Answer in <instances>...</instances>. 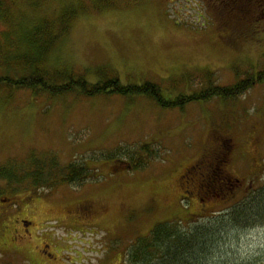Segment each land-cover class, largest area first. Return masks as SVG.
<instances>
[{"label":"rangeland","instance_id":"1","mask_svg":"<svg viewBox=\"0 0 264 264\" xmlns=\"http://www.w3.org/2000/svg\"><path fill=\"white\" fill-rule=\"evenodd\" d=\"M202 6L198 0H0V77L29 74L22 56L43 55L35 30L49 22L56 40L37 65L50 73L71 72L92 84L150 83L166 99L199 93L208 80L218 87L256 82L233 99L173 109L146 95L48 98L0 87V166L50 153L65 165L98 168L97 181L82 187L0 194V264H117L156 225L187 230L188 221L202 218L190 228L221 225L204 254L189 263L264 264V195L249 218L234 223L227 217L264 189V80L257 79L264 71V16L236 27L229 7ZM232 145L231 184H247L259 172L254 188L224 205L216 196L205 209L190 203L179 183L199 180L219 147ZM116 150L122 157L146 152L144 169L100 158ZM194 167L197 172L180 179ZM213 213L219 214L206 219Z\"/></svg>","mask_w":264,"mask_h":264},{"label":"trees","instance_id":"2","mask_svg":"<svg viewBox=\"0 0 264 264\" xmlns=\"http://www.w3.org/2000/svg\"><path fill=\"white\" fill-rule=\"evenodd\" d=\"M70 14V18H71ZM65 18L63 25L66 28L69 26L72 18ZM39 28L35 30L36 34H40L38 44L43 46V55L31 59L22 56L28 68L31 69L28 75H17L11 77L5 75L0 77V87L9 86L15 91H34L35 94L45 95L48 98L63 96L65 94L75 93L83 97H94L98 95H146L154 100L162 108L173 109L183 107L193 101H209L212 98L233 99L243 94L256 82L253 79L241 80L236 84L228 87L215 86L210 80L206 82V88L201 92H192L186 95L184 92H179L174 98L166 99L160 86L145 83L141 86L122 85L118 78H113L104 82L95 84L87 82L83 76H76L74 73L64 72L55 74L40 69L37 65L44 58L45 53L54 45L56 37H50L49 22H42ZM38 26V25H37ZM20 29H22L20 27ZM51 47V48H50ZM1 51V50H0ZM3 54V52H2ZM9 65V61L6 62ZM48 73L54 75L48 76ZM258 80H264V71L257 75ZM260 82V81H258ZM204 82H200L202 85ZM3 84V85H2ZM149 145V144H148ZM147 145V146H148ZM144 151H149L147 147H143ZM118 153V154H117ZM122 151L116 150L110 155L102 154L105 161L111 160L121 163L130 162L126 166V170L144 169L145 153L133 156L129 153L125 154L128 157H122ZM93 161L98 162L92 158ZM86 163H69L62 164L59 158L54 154L35 155L30 154L26 159L18 162L11 161L3 166H0V194L15 195L16 193L28 191L31 194L46 192L50 194L58 187L68 185L71 187H82L88 182H96L98 168L90 169ZM254 193V192H253ZM252 193V194H253ZM264 195L263 191L258 190L253 194V197L247 202L243 201L241 205L231 207V212L228 213L229 222H234L238 218H249L252 211L256 210V201H261ZM229 209V210H230ZM228 210V212H229ZM225 212V211H224ZM211 217L206 219L212 220L219 213H213ZM202 218L196 222H187L188 229H179L173 226V222L160 223L143 239L138 240L136 244L128 251L125 256L126 260H130L134 264H191L190 261H196L199 254H204V251L209 248L211 242L215 238L216 230L221 225L219 221L211 225L192 224L204 220ZM235 223V222H234ZM210 244V245H209ZM125 260V261H126ZM130 263V262H129Z\"/></svg>","mask_w":264,"mask_h":264},{"label":"flooded vegetation","instance_id":"3","mask_svg":"<svg viewBox=\"0 0 264 264\" xmlns=\"http://www.w3.org/2000/svg\"><path fill=\"white\" fill-rule=\"evenodd\" d=\"M199 4L201 6H207L208 8L212 9H220L218 6L219 2L221 6L223 7H229L230 12L227 13L229 15H232V23L237 27L239 24L240 26L246 25L248 23V19L250 18L249 24H254L256 21L253 20V15L258 16L261 14V16H264V0H198ZM213 2V4H212ZM202 6V7H203ZM237 13L242 14L240 16L239 22H233L234 15H237ZM251 13L252 16H251ZM251 17H249V16ZM218 23V21H217ZM215 27L218 26V24L212 23ZM233 149V145L228 150H222L221 147L218 149V154L212 157L208 162V168L203 170L202 173L199 175V180H191L188 185L187 182L184 181L183 187H181V184L179 183V189L182 192V195H187L185 199H187L190 203L195 204L196 202L199 203L200 209H205L206 205L211 202V199L213 196H216L217 199L220 200L222 205L229 203L228 201H232L235 198V195L238 193H241V191L249 192L250 189L254 188L252 180L257 178V176L260 174L259 172H255L253 177L247 181V184H241L239 180H233L234 183L231 184L232 178L229 174L227 164L230 161V157L232 152H230ZM214 155V154H212ZM197 172V169L191 168L190 171H187V174L185 176L180 177V179H187L188 174L191 175V173ZM179 179V180H180ZM185 179V180H186ZM247 186V187H246ZM248 188H250L248 190ZM226 190L223 194H221L222 191ZM214 201V200H212ZM108 255V254H107ZM111 255L113 256L114 253H111L110 255L106 256L104 260L111 259ZM121 259V260H120ZM117 264H126V261H124L123 256H119ZM134 264V263H129Z\"/></svg>","mask_w":264,"mask_h":264},{"label":"bare ground","instance_id":"4","mask_svg":"<svg viewBox=\"0 0 264 264\" xmlns=\"http://www.w3.org/2000/svg\"><path fill=\"white\" fill-rule=\"evenodd\" d=\"M124 259H125V257H124ZM126 260V259H125Z\"/></svg>","mask_w":264,"mask_h":264}]
</instances>
